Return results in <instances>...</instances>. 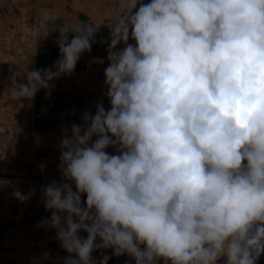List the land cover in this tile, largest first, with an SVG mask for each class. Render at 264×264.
Returning <instances> with one entry per match:
<instances>
[{"label":"clouds","instance_id":"1","mask_svg":"<svg viewBox=\"0 0 264 264\" xmlns=\"http://www.w3.org/2000/svg\"><path fill=\"white\" fill-rule=\"evenodd\" d=\"M120 8L99 41L95 24L61 21L52 9L33 29L37 47L59 34V56L28 68L11 94L22 106L41 90L49 97L94 44L107 45L108 107L101 100L61 128L60 178L41 189L50 215L37 227L54 232L63 264H108V255L93 257L106 250L126 264H257L264 0H120Z\"/></svg>","mask_w":264,"mask_h":264},{"label":"rangeland","instance_id":"2","mask_svg":"<svg viewBox=\"0 0 264 264\" xmlns=\"http://www.w3.org/2000/svg\"><path fill=\"white\" fill-rule=\"evenodd\" d=\"M9 36V32L0 31V264H63L68 254L60 248L54 232L37 227L39 221L50 215L43 207L41 189L60 177L54 171L57 166L48 164L51 156L44 141L46 133L34 128V100L31 106L28 102L22 106L12 99L13 90L32 67L15 55V43H8ZM46 251H50L51 257L42 260ZM102 255L111 257L108 264L129 261L127 256H112L111 250L93 253L97 262ZM257 264H264V255Z\"/></svg>","mask_w":264,"mask_h":264},{"label":"crops","instance_id":"3","mask_svg":"<svg viewBox=\"0 0 264 264\" xmlns=\"http://www.w3.org/2000/svg\"><path fill=\"white\" fill-rule=\"evenodd\" d=\"M149 2V0H144ZM47 9H52L60 16L61 21H75L77 17L85 23L89 21L99 27L97 41L109 36V27L121 11L120 0H0V31L10 33L8 43H15L14 53L24 64L32 68H47L53 65L59 56L56 46L58 33H52L36 44L33 29L38 19ZM7 37V36H6ZM7 42V41H6ZM5 42V43H6ZM107 45L94 44L90 54H86L78 62L70 77L61 78L56 82L55 90L46 97L44 90L34 98V128L45 134L44 141L49 148L48 164L57 166L58 172L61 128L72 123H81V115L85 111L95 112L96 103L104 96V68L107 67ZM11 52H8L10 57ZM14 56V54H13ZM93 57H102L105 64L92 65L88 62ZM15 58V56H14ZM13 58V59H14ZM75 112V115H73Z\"/></svg>","mask_w":264,"mask_h":264}]
</instances>
